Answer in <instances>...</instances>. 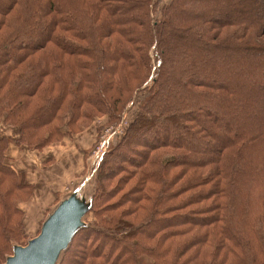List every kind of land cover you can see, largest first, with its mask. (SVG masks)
<instances>
[{
	"label": "trees",
	"instance_id": "trees-1",
	"mask_svg": "<svg viewBox=\"0 0 264 264\" xmlns=\"http://www.w3.org/2000/svg\"><path fill=\"white\" fill-rule=\"evenodd\" d=\"M135 103L56 264H264V0H0V264L46 220L11 145Z\"/></svg>",
	"mask_w": 264,
	"mask_h": 264
},
{
	"label": "crops",
	"instance_id": "crops-1",
	"mask_svg": "<svg viewBox=\"0 0 264 264\" xmlns=\"http://www.w3.org/2000/svg\"><path fill=\"white\" fill-rule=\"evenodd\" d=\"M1 133L17 137V131L15 128L2 126ZM73 136L63 137L62 140H66L67 143L65 142V147L61 149L59 153L53 145L38 152L35 150H29L23 145H11V153L14 157L13 162L15 167L23 169L26 174V179L36 186L35 194H37L33 197L37 198V200L42 199L40 201H35L36 203H39L41 211L38 214V218L32 222L33 224H30L32 229L33 227H38V221L42 217H45L43 212H52L54 207L56 208V206H58L63 200L69 197H64L63 192L61 193L57 187L61 183L62 176H66L63 172L69 171L71 175L77 178L76 172L84 170V167L86 166L87 154H85V149L83 148L84 145L81 146L80 142H78L76 138H73ZM91 139L92 137L89 138V141ZM56 154L58 155L56 156ZM51 157L60 158V164L55 165L54 163H48V161L51 160ZM80 178H82V176H80L78 180H80ZM70 179L73 180L74 178L71 177ZM76 182L78 183V181ZM92 182L94 185V181ZM80 185L81 183L79 186ZM75 197L85 206L87 205L85 200H79L77 196Z\"/></svg>",
	"mask_w": 264,
	"mask_h": 264
},
{
	"label": "rangeland",
	"instance_id": "rangeland-1",
	"mask_svg": "<svg viewBox=\"0 0 264 264\" xmlns=\"http://www.w3.org/2000/svg\"><path fill=\"white\" fill-rule=\"evenodd\" d=\"M169 0H164V3H167ZM141 97V96H139ZM138 104H134L132 105L128 111H126L125 113H123V116H121V118L123 117V120L125 121V125L128 121H130L137 113L136 111V107ZM121 118L112 124H107L105 118L103 117H98V118H94L91 122H87V124L83 125V127L81 128V130L75 134H73V138H76V140L78 142H80L81 146H83V148L85 149V152H87V162H86V166L84 167V170H79L76 172L77 178L74 177L73 175H71V173L69 171H64L63 174H65L66 176H62V180L59 186H57L60 190V192H63V196L65 197H70L73 194L75 196H77L79 198V200L83 199L85 200V202L87 203V205L90 202V199L92 197V194L94 192V185L93 182L94 179L92 178V174L95 173V168L97 166V162L95 160V158L92 157V154L94 155V151L97 149L99 142L102 138V136L104 135L103 130L105 129V127L109 126V125H115L118 122H120ZM2 126L0 125V132L2 130ZM10 128V127H7ZM11 134V133H10ZM4 135H9V134H4ZM122 136V135H121ZM120 136V137H121ZM92 137V139L89 141V138ZM119 138H117L116 140H113L110 144V146H108L106 148V150L104 151V153L112 146L114 145ZM65 142L67 143V141H52L51 143H49L45 148L46 149L50 146H55L56 149L58 150V153L61 149H63L65 147ZM42 149V150H43ZM42 150H35L36 152L38 151H42ZM99 153H101V151H98ZM58 154H56L57 156ZM96 157V156H95ZM51 160L48 161V163H54L55 165H59V159L57 157H51ZM43 166V164H42ZM44 167V166H43ZM45 168V167H44ZM80 172V173H78ZM75 175V176H76ZM82 176V178L79 179V177ZM89 176V179L83 184L80 185V183L83 182L84 179H86V177ZM74 178L73 180H71L70 178ZM78 181V183L76 182ZM37 194V193H36ZM35 193H33V195H36ZM42 199H38L35 197H31L28 201H26L25 203L22 204V208L24 210V214H25V218L26 220L28 219V221H26V223L28 222V227H31V223L38 218V214L41 211V208H39V203H36L35 201H40ZM84 202V201H83ZM85 203V204H86ZM43 207V206H42ZM55 209V207L53 208V210ZM52 210V212H53ZM51 212V213H52ZM49 217V216H48ZM48 217H44L46 218V220L48 219ZM45 220V221H46ZM83 223H89L91 221L90 217L86 216L85 218H83ZM33 224V223H32ZM26 226V225H25ZM29 230V229H28ZM37 229L33 227L32 232L34 233ZM31 232V233H32ZM24 246V245H23ZM145 257V256H144ZM144 259V258H143ZM142 259V260H143ZM147 260H143V264H146Z\"/></svg>",
	"mask_w": 264,
	"mask_h": 264
},
{
	"label": "water",
	"instance_id": "water-1",
	"mask_svg": "<svg viewBox=\"0 0 264 264\" xmlns=\"http://www.w3.org/2000/svg\"><path fill=\"white\" fill-rule=\"evenodd\" d=\"M87 206L75 195L63 200L42 224L40 232L26 245L16 246L3 264H56L59 253L67 248L76 230L83 225Z\"/></svg>",
	"mask_w": 264,
	"mask_h": 264
},
{
	"label": "built area",
	"instance_id": "built-area-1",
	"mask_svg": "<svg viewBox=\"0 0 264 264\" xmlns=\"http://www.w3.org/2000/svg\"><path fill=\"white\" fill-rule=\"evenodd\" d=\"M125 127L126 125L123 119L115 125H109L105 127V129L103 130L104 135L102 136L97 149L94 151V155L92 154V157L95 158L97 163L103 157L104 151L108 146H110L111 142L113 140H116L117 138H120V136L124 132ZM98 151H101V153H99ZM88 179L89 176H87L86 179L83 180L81 185H83Z\"/></svg>",
	"mask_w": 264,
	"mask_h": 264
}]
</instances>
